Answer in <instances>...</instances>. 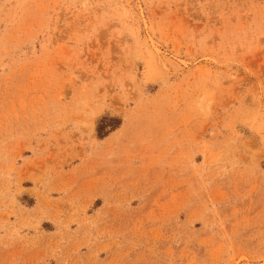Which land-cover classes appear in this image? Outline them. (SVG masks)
Here are the masks:
<instances>
[{
    "label": "rangeland",
    "instance_id": "1",
    "mask_svg": "<svg viewBox=\"0 0 264 264\" xmlns=\"http://www.w3.org/2000/svg\"><path fill=\"white\" fill-rule=\"evenodd\" d=\"M0 264H264V0H0Z\"/></svg>",
    "mask_w": 264,
    "mask_h": 264
},
{
    "label": "trees",
    "instance_id": "2",
    "mask_svg": "<svg viewBox=\"0 0 264 264\" xmlns=\"http://www.w3.org/2000/svg\"><path fill=\"white\" fill-rule=\"evenodd\" d=\"M99 132H101V126H99Z\"/></svg>",
    "mask_w": 264,
    "mask_h": 264
}]
</instances>
